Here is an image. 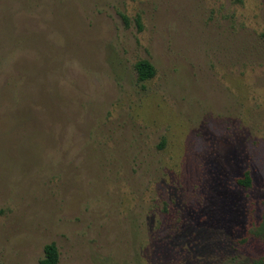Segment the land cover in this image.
Masks as SVG:
<instances>
[{"label": "rangeland", "instance_id": "obj_1", "mask_svg": "<svg viewBox=\"0 0 264 264\" xmlns=\"http://www.w3.org/2000/svg\"><path fill=\"white\" fill-rule=\"evenodd\" d=\"M51 244L264 264V0H0V264Z\"/></svg>", "mask_w": 264, "mask_h": 264}, {"label": "trees", "instance_id": "obj_2", "mask_svg": "<svg viewBox=\"0 0 264 264\" xmlns=\"http://www.w3.org/2000/svg\"><path fill=\"white\" fill-rule=\"evenodd\" d=\"M139 82H146L155 76V68L148 61H140L136 65ZM237 184L243 187H250L252 184L251 175L246 172L244 177L237 180ZM46 259L41 264H58L59 253L54 244L48 245L45 248ZM253 264H263L262 262H255Z\"/></svg>", "mask_w": 264, "mask_h": 264}]
</instances>
